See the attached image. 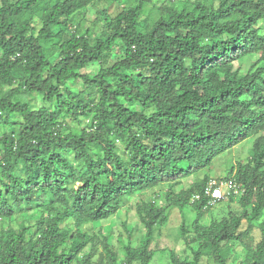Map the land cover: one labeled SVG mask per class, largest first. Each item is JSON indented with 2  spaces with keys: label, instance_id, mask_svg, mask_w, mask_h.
<instances>
[{
  "label": "trees",
  "instance_id": "obj_1",
  "mask_svg": "<svg viewBox=\"0 0 264 264\" xmlns=\"http://www.w3.org/2000/svg\"><path fill=\"white\" fill-rule=\"evenodd\" d=\"M97 2L0 0V264H93L98 236L84 225L162 186L164 206L138 207L146 234L139 246L126 245V264H151L155 227L167 223L170 205L196 211L198 247L192 259L173 254L178 264H202L205 255L217 264H264V220L255 249L231 262L225 250L264 215V0L180 8L108 0L99 33L81 32L75 18ZM114 2L123 6L109 14ZM94 64L96 72L83 71ZM253 136L250 158L230 169L243 189L242 214L204 224L211 177L180 192L177 179ZM27 211V222L13 225ZM101 243L115 264L107 237Z\"/></svg>",
  "mask_w": 264,
  "mask_h": 264
},
{
  "label": "rangeland",
  "instance_id": "obj_2",
  "mask_svg": "<svg viewBox=\"0 0 264 264\" xmlns=\"http://www.w3.org/2000/svg\"><path fill=\"white\" fill-rule=\"evenodd\" d=\"M95 4L89 5L84 11H82L78 18H75L74 27L78 26L81 32H84L88 27L93 28V33L98 34L102 20L100 19L101 10H106L108 0H97ZM173 1V2H172ZM184 1L197 2L206 1L210 4L211 0H171V6L180 8ZM214 5H218L219 0H213ZM122 3L114 2V4L108 9L109 14H114L120 10L123 5ZM161 8L164 9V4H160ZM156 11L150 15V20L154 16ZM114 57L119 54L117 48L114 49ZM256 58H250L245 61L246 66L253 63ZM115 58L112 60L114 62ZM241 63L236 62V66ZM98 64L91 65L89 68L83 71L94 73L97 71ZM73 85L80 87L81 82H74ZM24 96L31 98L33 97V106L39 108L43 104V100L40 96H31L24 94ZM82 126H87L88 120L84 119ZM73 126H76V122L72 121ZM79 129V127L77 126ZM6 130L5 127H0V133ZM261 132L260 134H263ZM259 134V135H260ZM256 136L238 144L226 150L216 157L211 167L201 169L188 177H180L177 179L179 184L175 188V192H180L196 180H201L205 175H209L214 179H226L231 178L233 174L230 173L231 167L237 165L239 162H246L253 149V144ZM123 146V145H122ZM2 153L0 152V158ZM167 187L162 186L161 188L146 189L145 191L138 192L136 194L127 196L123 202V206L120 211L108 220L89 223L84 225L90 234L98 236L96 242V255L92 259L93 264L100 261L101 264H111L109 258L106 256L103 245L101 243L102 238L107 237L109 244L116 255L115 264H126V245L131 244L137 247L141 244L143 237L146 234L145 224L142 222L140 215L138 214V207L142 204V201H156L158 205L164 206L167 203L166 193ZM159 195V196H158ZM241 193L235 196V200L226 199L220 204L216 205L212 209L207 210L203 218V223L209 225L214 220H221L224 217H228L233 213L242 214V205L239 201ZM168 221L164 225H157L154 232V240L151 248L154 251V257L151 264H178L174 258L178 261H182L184 258L193 257V249L198 247L197 233L195 231L193 222L196 218V211L193 205H188L185 209L181 210L176 206H167ZM30 212L24 213L23 219L12 222L16 227L21 226L22 222H27ZM34 221V217L32 218ZM264 220V215L254 220L252 223L251 232L244 238L243 243H233L225 247L226 253L229 254V261L231 262L235 258H240L241 255H245L246 252L256 248V244L261 239V224ZM241 230L248 228L247 219L243 220ZM183 230L186 232L183 233ZM90 251V246L84 251L87 253ZM239 254V255H238ZM82 256V255H81ZM202 264H217L210 255L203 256L201 260Z\"/></svg>",
  "mask_w": 264,
  "mask_h": 264
},
{
  "label": "built area",
  "instance_id": "obj_3",
  "mask_svg": "<svg viewBox=\"0 0 264 264\" xmlns=\"http://www.w3.org/2000/svg\"><path fill=\"white\" fill-rule=\"evenodd\" d=\"M239 185L234 179L217 180L211 179L205 187V194L209 197L208 204L213 206L226 199L231 193H238ZM194 199H200V195L194 196Z\"/></svg>",
  "mask_w": 264,
  "mask_h": 264
},
{
  "label": "clouds",
  "instance_id": "obj_4",
  "mask_svg": "<svg viewBox=\"0 0 264 264\" xmlns=\"http://www.w3.org/2000/svg\"><path fill=\"white\" fill-rule=\"evenodd\" d=\"M211 179H214V178H211ZM229 179H234L237 183H238V181L236 180V178H235V173L233 174V176L231 177V178H229ZM229 179H217V180H229ZM210 181V180H209ZM208 184V183H207ZM238 185H239V192L238 193H231V194H234V195H238V194H240L242 191H243V189L241 188V185H240V183H238ZM206 187V186H205ZM204 193H203V195L204 196H206L207 197V203H206V205L204 206V209L205 210H209V209H212L213 207H215L216 205H218V204H220V202H222V201H224V200H226V199H229L230 198V196H231V194L226 198V199H224V200H222V201H220V202H218L217 204H215V205H213V206H210L209 204H208V202H209V197L205 194V188H204V191H203ZM198 195V194H197ZM200 195V198H201V194H199ZM202 195V196H203ZM196 196V195H195ZM195 200H198V199H194V197L192 198V202H194Z\"/></svg>",
  "mask_w": 264,
  "mask_h": 264
}]
</instances>
